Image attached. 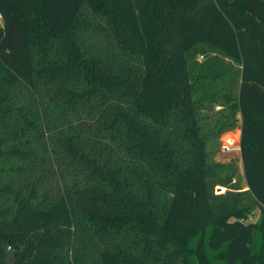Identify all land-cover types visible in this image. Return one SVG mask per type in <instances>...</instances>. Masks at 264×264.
Returning <instances> with one entry per match:
<instances>
[{
    "label": "trees",
    "instance_id": "trees-1",
    "mask_svg": "<svg viewBox=\"0 0 264 264\" xmlns=\"http://www.w3.org/2000/svg\"><path fill=\"white\" fill-rule=\"evenodd\" d=\"M236 128L242 175L207 150ZM4 244L264 264V0H0V264Z\"/></svg>",
    "mask_w": 264,
    "mask_h": 264
},
{
    "label": "rangeland",
    "instance_id": "rangeland-1",
    "mask_svg": "<svg viewBox=\"0 0 264 264\" xmlns=\"http://www.w3.org/2000/svg\"><path fill=\"white\" fill-rule=\"evenodd\" d=\"M201 60V57H200ZM211 119V118H208ZM210 120H208L209 122ZM210 129V127H207ZM226 135H228V138H224ZM239 136L240 132L239 130L233 129L232 131H229L227 133L222 134L218 138H213L208 143V153L212 156V159L217 162H234L237 165L238 173L242 175V166L240 161V149H239ZM223 139V140H222ZM225 144L228 145L230 148L229 152H223L221 146ZM242 181V180H241ZM242 190H245V184L242 181L241 182ZM225 191L224 188H215L214 192L216 194H221ZM259 218V211L256 208H253L251 210V214L248 217V222H255Z\"/></svg>",
    "mask_w": 264,
    "mask_h": 264
},
{
    "label": "water",
    "instance_id": "water-1",
    "mask_svg": "<svg viewBox=\"0 0 264 264\" xmlns=\"http://www.w3.org/2000/svg\"><path fill=\"white\" fill-rule=\"evenodd\" d=\"M228 137L229 136L226 135L225 137H223V139ZM4 250H5V264H17L16 256L13 248L8 244H4Z\"/></svg>",
    "mask_w": 264,
    "mask_h": 264
},
{
    "label": "built area",
    "instance_id": "built-area-1",
    "mask_svg": "<svg viewBox=\"0 0 264 264\" xmlns=\"http://www.w3.org/2000/svg\"><path fill=\"white\" fill-rule=\"evenodd\" d=\"M221 148H222V151H223V152H229L231 147H229L228 145L223 144V145L221 146Z\"/></svg>",
    "mask_w": 264,
    "mask_h": 264
}]
</instances>
